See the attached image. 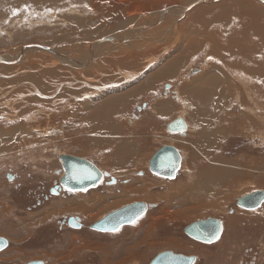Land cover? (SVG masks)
I'll use <instances>...</instances> for the list:
<instances>
[{"label": "rangeland", "instance_id": "374dc122", "mask_svg": "<svg viewBox=\"0 0 264 264\" xmlns=\"http://www.w3.org/2000/svg\"><path fill=\"white\" fill-rule=\"evenodd\" d=\"M94 1L99 2V6ZM194 1L196 0H0V54L4 53L3 57L9 58L27 45L40 44L64 52L70 61L77 64L76 67L67 65V61L56 58L51 52L33 48L23 59H18V63H0V202L13 204L0 205V234L6 235L11 241L6 249L10 256L7 261L31 257L37 259L34 256L45 255L50 262L55 259L53 255L50 256L53 252H61L63 255L69 251L77 253L87 247L102 246L103 241L107 251L119 249L132 255L134 250L139 252L136 260L129 258L127 261L124 258L125 252L121 253L123 258L116 264H146L151 253L156 254L165 249L198 254L195 264H229L226 262L231 256H236L238 261L230 264H248L252 256H258L257 264H264V201L254 209L237 205L238 198L264 189V123H260L257 113L248 111L247 106L243 109L241 107L243 97L250 92L245 90L246 94H236L233 91L234 85L226 92L223 84L218 86L219 93L214 91L215 87L212 89V85L208 91L205 79L208 75L203 73L208 67L210 56L213 59L209 60L211 68H221V74L218 72V75L225 74L227 83L230 73L214 61L218 58L226 60L225 43L229 35L226 32L223 35L221 29H226V19L229 16V19L234 17L230 34L232 36L233 33L235 45L241 46L238 39H241L242 33L241 28L236 25V14H239L235 10L236 5L241 9V3L250 1L264 8V3L258 0H202L181 16L182 11L176 5H189ZM173 5L176 7H170ZM164 9L168 14L163 20L153 28L148 27L142 32L134 33L133 36L138 37L137 39L113 45H108L107 41L98 42L103 38L126 36L135 26L153 22ZM131 35L132 33H128L127 37ZM205 36L212 37L215 44L207 42ZM94 42L98 46L94 45L96 49L93 54L91 47H94ZM183 43L191 48L187 51H192L193 55L181 82L185 85L191 82L189 87L196 89L197 95V88L200 86L192 84L201 83L205 79V83H202L204 91H201L202 98L205 99L199 98L203 104L202 109L209 105L211 112L219 111L216 119L209 122L212 124L208 123L210 129L204 124V120L195 119L194 107H185L182 101L178 115L183 114L180 116L185 117L193 114L195 124H191L183 135L166 130L164 123L160 125V130L149 125L136 131L130 124L131 117H144L143 114L147 111L145 105L137 108L133 106L125 113L114 107L107 108L110 97L134 86L150 69L172 55L182 53L184 50L181 47H185ZM92 54L97 56L95 60H92ZM250 57V65L256 69L257 62L251 61ZM88 58L90 61L87 65L78 66L82 65L84 59L88 61ZM251 67L247 66L249 70ZM251 69L254 70L253 67ZM14 72L17 75L13 76ZM124 73L131 76L127 78L128 75L125 76ZM251 74L254 75L253 72ZM61 77L63 78L57 81ZM50 81L53 85L49 84ZM239 82L242 81L236 78V83ZM227 87H230V83ZM209 92L214 95L215 106L218 100H222L221 104L226 106H217L215 109V106L210 105L212 101L210 95H207ZM228 92H232L230 96L233 98L225 101V96L221 95H227ZM253 95V98H258L257 93ZM177 96L179 100H184L183 96ZM263 101L264 98L255 101L248 98L247 104L251 109L258 110L259 103L264 110L261 104ZM242 110L247 112L248 120L250 119L248 124H245L244 115L240 116ZM141 112L143 114H139ZM101 119L107 120L115 133L104 128L97 131L101 127ZM219 120L222 125L217 124ZM222 127L224 128L221 129ZM205 134L213 137L219 134L216 139L218 142L213 144L214 148L217 146L219 155L214 154L215 159L223 161L217 164L219 170L216 173L212 165H209V179L214 184L210 191L199 190L201 185L198 183V175L203 174L204 165L198 164L196 169V161L205 159L200 149L203 146L210 148V142L205 143L206 139L204 140L209 136ZM222 137L224 138L221 139ZM174 138L186 143L177 139L178 143ZM113 139H118L116 148L110 143ZM164 145H173L183 154V162L174 179L158 175L148 167L154 153ZM137 146L141 149L138 150ZM124 147L131 154L128 159L120 161L110 157L112 148L116 154L122 153ZM62 152L88 158L114 180H105L86 190L69 193H57L54 190V194H50L49 189L58 178L56 176L61 166L58 155ZM191 168L197 170V174L191 172ZM187 178L193 181L183 184V179ZM208 183L204 182L205 185ZM140 188L141 192L137 194L136 190ZM196 193H202L203 198L208 195L210 197L206 200L195 198ZM44 198L48 199V205L37 211L33 210L35 212L30 211L33 205L20 203L34 204ZM135 201H146L150 208L131 225H123L114 234H105L106 239L101 241L99 234L91 228L87 236L83 231L75 229L62 235L64 238L57 236L59 244L54 249L47 246L54 239L41 242L43 240L33 238L34 229L38 225L48 222V226L52 225L54 228L58 217L79 214L87 221H93ZM209 216L224 221L222 237L212 244L194 242L187 236L184 227ZM133 226L139 230L138 236L132 235ZM57 235H60L58 229ZM119 238L123 240L118 242ZM127 239L129 240L125 241ZM112 242L117 247L109 246ZM41 248L47 251H41ZM94 251L97 252V249H90V253ZM92 259L90 254L87 263Z\"/></svg>", "mask_w": 264, "mask_h": 264}, {"label": "crops", "instance_id": "0c3cea01", "mask_svg": "<svg viewBox=\"0 0 264 264\" xmlns=\"http://www.w3.org/2000/svg\"><path fill=\"white\" fill-rule=\"evenodd\" d=\"M94 2L96 4H98V6H99V4H100L99 2H97V1H94ZM227 9H228V7H227ZM235 10L239 12V14H236V17H237L236 18V21H237L236 25L239 28H241V33H242L243 38L241 37V39H240L241 42L238 39L239 44L241 46L235 45L236 41L232 38L233 33H232V36L230 34V32H231L230 27H231V23H232V25L234 23V19H233L234 17L229 19V17H230L229 16L227 18L229 20L227 21V19H226V29H223V30L221 29V31H223V35L225 34V32L227 33V35H229L227 42L225 43V47L227 50L226 60H227V62L231 63L232 65L230 67L229 63H226L225 61H223V58H220L222 60L220 62L218 60L217 61L214 60V61L219 62V64H221V66L224 67V71L230 73L231 79L235 78V77L233 78L234 75L238 76L241 73L242 76H239V78L241 77L243 80H247L248 85L245 84V89L248 88L246 90L250 91L251 97H253L254 96L253 94H255L257 92L258 98H264V81L260 80L261 79L260 76H262V75L264 76V70H263L264 68H262V66L264 65V8H261L256 3H252L249 1L247 3H244V2L241 3V9H239L236 5ZM227 12H229V10H227ZM239 20L241 22L240 25H239ZM218 33H220V31ZM237 35H238V31H237ZM219 36H221V35L219 34ZM230 39H231V41H230ZM183 46H185V44ZM237 46H239V47H237ZM181 49L184 50L182 53L172 55L170 58H168L164 62H162V63L158 64L157 66H155L154 68L150 69L143 78H141L139 81L137 80L138 82L134 86L130 87L129 89H126L121 94L116 95L117 97L116 96H114L113 98L110 97L111 99L109 101V104L107 103L108 104L107 108L114 107V108H117L115 110L121 109V111L123 113H125L128 110H130L133 106L137 108L140 105H145L144 107L147 108V111H145L144 114H143V112L139 113V114H143L145 116L142 118L140 116L137 117V115L131 117V119H132V121H130L131 126H133L136 131L140 127L141 128H144V127L147 128L149 125L150 126L153 125L154 128H157L158 130H160L161 129L160 125L162 123H164V126L167 130V124L170 121H172L173 119L177 118L180 115H183V114L178 115V112H179L181 106L184 105L186 107V106L192 105L194 107L195 119L200 118L201 120H204V124H206L208 127V123L210 121L213 122L216 119L218 112L216 110H212V112H211L209 105L206 106L203 110H202V107H198V106H201V105H199L200 104L199 98H200V93L203 89L202 83H205V79L201 83L195 82L192 84L193 86H198V85L200 86L197 88L198 89L197 95H196V89L193 90L191 87L188 88L190 86L188 83H187V85H185L184 83L181 82V78H183V75L187 71L189 61L192 57L191 55H193V54H191L192 51H189V50H191V48H187L185 46V47H181ZM187 49H189V50L187 51ZM248 55L254 56L257 58V60H256L257 63L255 65L258 67L255 69V67L252 66L254 70H251V68L249 70L247 68V66L251 67L250 62H249V58L247 57ZM244 57L246 58V60L244 59ZM240 58H242V59L240 60ZM209 60H213V59L209 56L208 64H207L208 67L204 70L203 73H205L207 71H211L213 74L219 76L218 72L220 73L222 69H219V67H215V66H213V68H211L212 65L209 63ZM89 61H90V59L86 62V65L89 63ZM235 61H237V62H235ZM238 62H240V63H238ZM248 62H249V64H248ZM244 64L247 66H245ZM251 72H253L254 75H252ZM137 74H139V73H137ZM137 74L135 75L136 78L138 76ZM15 75H17V72H14L13 76H15ZM256 75L258 76V79H257ZM128 76H131V75H128ZM62 78L63 77L58 78L57 81L62 79ZM194 78H196V77H194ZM252 79L257 80V82H258L257 86L252 85V83L254 82V81H251ZM34 84H35V82H34ZM49 84L53 85V82L50 81ZM190 84H191V82H190ZM35 86L38 87L37 84H35ZM209 94H210V98H212L211 99L212 103L210 105L215 106L213 104L214 103L213 102L214 101V95H212L211 92H209ZM177 95H181V96L185 97V100H179V96H177ZM216 97L217 96H215V99H216ZM116 101L119 102V104ZM181 101L184 104L181 105L180 104ZM261 104H263V107H264V101L261 102ZM260 108H258V113L260 115L264 116V110L262 111ZM215 109H217V106H215ZM107 111L109 112L111 110H107ZM193 117H194V115L191 113L188 116L183 117L184 120L186 119L185 122L187 124V128L184 132H180V131L178 132L177 131V132H172V133H179L180 135L186 134L185 132H187V130H189V128L191 127V124L195 125L193 120H192ZM115 118L116 117H114V119ZM190 120H192V121H190ZM212 122L209 124H212ZM218 124L222 125L220 122H218ZM224 127H222L221 129H223ZM208 129H210V128L208 127ZM247 129H249V128H247ZM200 131L202 132V128ZM109 132H111V131H109ZM218 135L215 137H218ZM215 137H212V136L208 137V138H210V139H208L209 142L212 144H215V142H218L215 140V139H217ZM223 138L224 137H222L221 139H223ZM97 139H99V138H97ZM177 139L178 138H174L175 141H177ZM199 140L202 142L201 139H199ZM100 141L101 140L99 139V142ZM178 141L181 142L182 140L178 139ZM117 142H118V139H113L110 142L113 144V148H116ZM184 143H186V142L184 141L183 144ZM183 144H181V145L183 146ZM110 146H111V144H110ZM185 146H186V144H185ZM98 147H102V146H98ZM126 147H124L125 150L122 151L123 154L119 153V152H116V154H115V151L112 150L113 149L112 148L110 150V152H111L110 155L111 154L116 155V157L120 161L125 160V158L128 159V157L131 154H130L129 150H126ZM138 147L139 146H137V148ZM213 148H214V146H213ZM140 149L141 148H138V150H140ZM90 150L91 149H89V151ZM93 150H96V149H93ZM200 150H202V148ZM214 150H217V147L214 148ZM102 151H105V150H102ZM118 151H120V150H118ZM215 152H217V151H215ZM181 155H182V159H183L182 152H181ZM207 157L212 158V156L210 154H208ZM211 161L212 160L205 158L202 160H197L196 162H198V163H210ZM122 162H124V161H122ZM182 162H183V160L181 161V163ZM212 167L216 173L217 169H216L215 165H212ZM184 173H186V172H184ZM184 184H188V183L184 182ZM140 192H141V190L138 191L137 194ZM130 228H132V227H130ZM133 230H134V233L132 235L138 236L139 230H137L135 226H133ZM122 240H121V238H119V242H121ZM128 240L129 239H127L125 241H128ZM120 251H123V250H120Z\"/></svg>", "mask_w": 264, "mask_h": 264}, {"label": "water", "instance_id": "95a60500", "mask_svg": "<svg viewBox=\"0 0 264 264\" xmlns=\"http://www.w3.org/2000/svg\"><path fill=\"white\" fill-rule=\"evenodd\" d=\"M199 0L192 4L183 6V14L190 9L194 4L201 2ZM264 3V0H258ZM180 5V4H179ZM176 5V6H179ZM175 5L170 7H176ZM181 15V16H182ZM140 26H135L133 31ZM143 28L151 27V24L141 25ZM140 27V28H141ZM153 27V26H152ZM135 32V31H134ZM134 32L127 38H103L98 42H109V44L125 43L137 39L134 37ZM29 48L43 49L56 53L53 47L32 44L27 45L23 48L20 57L24 56L25 52ZM6 54V53H5ZM0 54V63H5V57ZM56 55H58L56 53ZM59 56V55H58ZM21 57V58H22ZM97 56L93 55L92 60H95ZM68 60H71L68 57ZM17 60L15 63H18ZM67 64V63H65ZM70 65V64H67ZM75 66L76 65H71ZM84 66V64L82 65ZM187 128V124L182 116H178L167 124V130L171 132H184ZM63 167V173L59 178L62 186L68 191L75 190H86L91 187H96L103 181L104 177L109 175L106 171L97 166L93 161L86 157L74 155L71 153H60L58 155ZM181 154L177 147L173 145H164L159 148L148 163L149 169L161 176L169 179L176 178L180 165H181ZM264 201V190L254 191L248 193L237 199V205L248 209H254L261 205ZM149 204L146 201H135L126 205H123L113 211L106 213L102 218L90 224V228L97 231H116L123 225H128L142 217L149 209ZM72 221V220H70ZM184 231L190 237L205 243H212L216 241L223 232V221L216 217H207L204 219L190 222L184 227ZM8 245V240L0 238V249L5 248ZM194 255H185L182 253H175L172 250H165L160 252L150 264H193L195 262ZM39 261H30L27 264H41Z\"/></svg>", "mask_w": 264, "mask_h": 264}, {"label": "flooded vegetation", "instance_id": "af4514ba", "mask_svg": "<svg viewBox=\"0 0 264 264\" xmlns=\"http://www.w3.org/2000/svg\"><path fill=\"white\" fill-rule=\"evenodd\" d=\"M61 172H63L62 164L58 168V172H57L58 174L56 176L58 178H56L54 186L51 189H49V191H50L49 193L50 194H54V192H53L54 190L57 193H63V192L64 193H69V191L67 189H65L62 186V184L60 183V181H59V176H60ZM105 180L106 181L107 180L113 181L114 178L110 177L109 175H107V176L104 177L103 181H101L99 184H101ZM47 202H48V199L44 198V200H38L34 204H30V203H27V202H23V203L20 202V203H21V205H33L32 209H30V211H33V210L37 211V209H41L44 206L48 205ZM7 204L8 205H13L10 202H8V203L0 202V205H7ZM18 205H20V204H18ZM149 208H150V206H149ZM35 211H33V212H35ZM33 212H30V213H33ZM70 220H72V221H70ZM97 220H99V219H97ZM97 220L87 221L84 216L79 215V214L64 215L62 217L56 218V220H55L56 221V225H55L56 227H54V228L51 227L52 225L48 226L49 225L48 222L38 225L34 229L35 234H34L33 238H36L38 240H43L41 242H44L46 240H51V239L56 240V241L53 240V242L50 245H48L49 242L47 243L48 247L51 246V249H54L59 244L58 243V239H56L57 236H59V238H64L65 236H62V235H67L68 233H70V229L83 231L84 234L87 236V232L90 229V224L95 222V221H97ZM223 223H224V221H223ZM131 224H128L127 226H129ZM55 228H57L60 231V235H57V229H55ZM118 230H116V231H118ZM92 231H95L96 234H99V237H101V239L99 241H101L103 238L106 239L105 238V234H107V233L114 234V232H116V231H113V232H110V231H97V230H94V229H92ZM223 232H224V224H223ZM223 232H222L221 236L216 241H214L212 243L217 242L222 237ZM84 234H83V236H85ZM120 235H122V234H120ZM109 236H111V235H109ZM114 236L115 235H113V237ZM187 236L190 237L189 235H187ZM0 238H5V239L8 240V245L5 248L0 249V264H27L30 261H39V262H42L41 264H49V263L50 264H116L119 261H121V259L123 258V257H121V253L125 252V251H120L119 249H116L114 251H110V250L107 251L105 249L106 248L105 243L103 241H101L102 246H99V247H96V248L92 247L94 249H97V252L94 251V253H90V249H92V248L91 247H87L86 249L80 250L77 253H73L72 251H69L65 255H63L61 252H55V253L53 252L50 256L53 255L55 257V259L54 258H53V260L51 259L50 262H49V259H47V257L45 255L44 256L43 255L34 256V257H38L37 259H32L33 257H31V258H26V259L23 258V259H20V260L15 259L13 261H7V260H9L10 256L7 255L8 252H6V249H8V246H9L11 241L6 235L0 234ZM190 238L196 243L201 242V241H198V240H196V239H194L192 237H190ZM114 242H112V244H110L109 246H113L114 247L115 246ZM115 243H117V241ZM201 243H205V242H201ZM212 243H205V244H212ZM118 245H119V243H118ZM42 247H45V246H42ZM115 247H117V246H115ZM165 250H162V251H165ZM167 250H172V249H167ZM41 251H47V250H45L44 248H41ZM82 251H84L85 253L81 254ZM162 251H160V252H162ZM172 251H174L175 253H182V254H185V255H194L196 257L195 258V262H197V260L199 258L198 254H197L198 255L197 256L196 254H188V253H183V252L176 251V250H172ZM134 252H135L134 255H132L131 253L128 254L127 251H126L125 252L126 256H124L125 261H127L129 258H133L132 260H134V259L136 260V256H139V252H137V250L136 251L134 250ZM160 252H157L156 254L155 253H151V255L146 260V264H150L152 262V260ZM248 252H250V251H248ZM90 254H91V256H93V259H92V261L90 263L89 262L87 263L88 256ZM39 257H41V258H39ZM235 257L236 256L229 257V259H227L228 261L226 263L230 264V263L237 262L238 260ZM29 259H31V260H29ZM149 260H150V262H149ZM195 262H194V264H195ZM257 262H258V256H252L251 259L249 260L248 264H257Z\"/></svg>", "mask_w": 264, "mask_h": 264}, {"label": "bare ground", "instance_id": "6f19581e", "mask_svg": "<svg viewBox=\"0 0 264 264\" xmlns=\"http://www.w3.org/2000/svg\"><path fill=\"white\" fill-rule=\"evenodd\" d=\"M32 1V0H31ZM197 1H199V0H196V1H194V2H197ZM13 2V1H12ZM19 2H22V1H19ZM11 3V2H10ZM18 4V3H17ZM23 4V3H22ZM186 4V3H185ZM184 3H181L180 5H179V7H180V9H181V11H182V13H181V15L183 14V6H186ZM198 4V3H197ZM16 5V4H15ZM35 5H36V3H35ZM26 6V5H25ZM24 6V7H25ZM31 6V5H30ZM179 11V10H178ZM187 12V11H186ZM185 12V13H186ZM168 13H166V10L164 9L163 11H162V13H161V15L157 18V19H155L153 22H150V23H146V24H151V27H149V28H153V27H155V26H157L162 20H163V18L167 15ZM183 16V15H182ZM141 25H143V24H141ZM141 25H140V27H141ZM188 25V24H187ZM153 26V27H152ZM137 28L136 30H134L133 31V28L128 32V33H132V32H134V33H137V32H139V31H141L142 32V30H146L147 28H143V27H141V28ZM206 27V26H205ZM199 28H201V27H199ZM204 29V28H203ZM201 30V29H200ZM140 32V33H141ZM128 33L126 34V36L125 35H121L120 37L121 38H127V36H128ZM217 33V32H216ZM213 34V33H212ZM208 35V34H207ZM197 36V35H196ZM112 38H119V36L117 37V36H113ZM205 39H206V41L207 42H213L214 43V41H212V37H206L205 36ZM215 39V38H214ZM178 40V39H177ZM178 42V41H177ZM96 43L97 42H95L94 44H93V46L95 45V46H98V45H96ZM100 43V42H99ZM184 44V43H183ZM193 44V43H192ZM215 44V43H214ZM101 45H103L102 43H101ZM108 45H109V43H108ZM173 45V43L170 45V46H172ZM206 45H208V44H206ZM217 45H219V44H217ZM95 46L94 47H91V51H92V53L94 54V50L96 49L95 48ZM176 46V45H175ZM218 47V46H217ZM104 48V47H103ZM178 48H179V46H178ZM32 48H29V49H27V51L25 52V54L28 52V51H30ZM33 49H36V48H33ZM255 50V49H254ZM23 51V49L22 50H20L19 52H17V53H15L14 55H12L11 57H9V58H4L5 59V63H14V62H16L18 59H20L21 60V57H20V55H21V52ZM257 51V50H256ZM55 52L59 55H56V53H54V54H52V55H54L56 58H58V59H63L64 61H67L70 65H76L77 66V64L76 63H74V62H72V61H70V60H68V57H67V55H65V53L64 52H62V51H60V50H58V49H55ZM260 53V52H259ZM11 54V53H10ZM24 54V55H25ZM93 54H92V57H93ZM224 54V53H223ZM258 54V53H257ZM246 55V54H245ZM249 56L250 55H248L247 57L249 58ZM24 57V56H23ZM23 57H22V59H23ZM205 58V57H204ZM251 58V61H256L257 60V58L256 57H254V56H251L250 57ZM263 58V57H262ZM89 59V58H88ZM242 58H240V60H241ZM244 59L246 60V58L244 57ZM86 59H84V62L82 63V65L84 64H86V62H87V60L85 61ZM219 62L220 61H222L220 58H218L217 59ZM216 60V61H217ZM248 60V59H247ZM223 61H225L226 63H227V61L226 60H223ZM33 62V61H32ZM208 62V61H207ZM218 62V63H219ZM214 64V63H213ZM81 64H78V66H82ZM223 67V66H222ZM231 67V66H230ZM252 68V67H251ZM262 68H264V65L262 66ZM221 69V68H220ZM238 69V68H237ZM236 69V70H237ZM223 70H224V68H223ZM235 70V69H234ZM240 70V69H239ZM252 70V69H251ZM264 70V69H263ZM88 71V70H87ZM238 71V70H237ZM204 72V71H203ZM224 72V71H223ZM207 73V75L208 76H206L205 77V79H206V81H207V85H208V88H207V90L208 91H210V89L212 88V86H213V88L212 89H214V87H215V90L214 91H217L218 93H219V88L220 87H218L219 85H221V84H223V86H224V89L226 88V92H227V90H229L230 91V89H232V85H234L233 86V88H235V90H233L234 92H236V94H237V92L238 93H240V92H245V90L246 89H248V88H246L245 89V83L247 82V80H243L241 77L239 78V75H241V73L238 75V76H235L234 74V76H233V78L235 79V80H233V79H230L229 77V80L227 81V83L225 82L226 81V77L223 75H221V76H217V75H215V74H213L211 71H207L206 72ZM234 73V72H233ZM14 74V73H13ZM12 74V75H13ZM19 74V73H18ZM221 74V73H220ZM128 75H130V74H128ZM126 76V75H125ZM229 76V75H228ZM242 76V75H241ZM257 76V75H256ZM127 78L129 77V76H126ZM223 78H225V79H223ZM236 78H238L239 79V81H242V82H239V83H236ZM254 78V77H253ZM260 80L261 81H264V76L262 75V76H260ZM218 79H219V81H218ZM257 79H258V76H257ZM259 80V81H260ZM191 81V80H190ZM231 81V82H230ZM235 81V83H233ZM251 81H254L253 83H252V85H254V86H257L258 85V82H257V80L256 79H252ZM229 83H230V87H227V84H228V86H229ZM250 83V82H249ZM190 84V83H189ZM247 85H248V83H246ZM251 84V83H250ZM113 85H115V84H111V86H113ZM212 85V86H211ZM243 85V86H242ZM110 86V87H111ZM190 86H191V84H190ZM203 86V85H202ZM251 86V85H250ZM262 86V85H261ZM188 87V86H187ZM249 87V86H248ZM252 87V86H251ZM57 88V87H56ZM100 88V87H99ZM188 88H190V87H188ZM223 88V87H222ZM221 88V89H222ZM185 89V88H184ZM193 89V88H192ZM223 89V90H224ZM113 90V89H112ZM97 91V90H96ZM116 91V90H115ZM204 91V88L202 89V92ZM248 91V90H247ZM91 92V91H90ZM220 92H223V91H220ZM248 92H250V91H248ZM38 93V92H37ZM216 93V92H215ZM225 93V92H224ZM232 92H228L227 93V95H221V96H225L223 99L226 101V99H227V101H229V99L230 98H233V97H231L230 96V94H231ZM247 92H245V94H246ZM257 93V92H256ZM200 94H202V95H200V97L202 98V96H203V93H200ZM235 94V93H234ZM242 94V93H241ZM250 94V93H249ZM249 94H246V96H244V94H243V103H241V104H243V105H241V107H242V109L244 108V107H246L247 106V108L249 109L248 111H253V113H257V117H258V120H259V122L261 123V122H264V116L263 115H260L259 113H258V110L256 109V110H254V109H251L250 108V106L247 104V101H248V98H250V99H252L253 101H255L256 99H258V98H253V97H251V96H249ZM258 94V93H257ZM207 95H210V94H207ZM217 95V94H216ZM219 95V94H218ZM235 96H238V95H235ZM234 96V97H235ZM263 96V95H262ZM207 97V96H206ZM240 98V97H239ZM203 99V98H202ZM205 99V98H204ZM203 99V100H204ZM208 99V98H207ZM212 99V98H211ZM219 99H220V96H219ZM184 100H185V97H184ZM215 100H217V98L215 99ZM231 100V99H230ZM240 100V99H239ZM221 101L222 100H218L217 101V106L218 107H225L226 105H223V103L221 104ZM262 101V100H261ZM190 102V101H189ZM236 102V101H235ZM200 103V102H199ZM192 104V103H191ZM5 105V104H4ZM14 105V104H13ZM199 105H201V106H198V107H202L203 106V104H199ZM206 106V105H205ZM260 105H259V103H258V108H260L259 107ZM204 109V108H203ZM202 109V110H203ZM221 109V108H220ZM261 110H263L262 108H260ZM189 110V109H188ZM196 110V109H195ZM201 110V109H200ZM219 112V111H218ZM244 115V117L246 118V123L245 124H248L249 123V120H248V116H247V112H246V110H242V113L240 112V116L241 115ZM219 115V114H218ZM216 116V115H215ZM214 116V117H215ZM221 117V116H220ZM197 119V118H196ZM34 120V119H33ZM226 120V119H225ZM229 120V119H228ZM35 121V120H34ZM105 121V122H104ZM103 121V119H101L100 121H99V124H101V127H98L97 128V131H100V129L102 130L103 128L104 129H106L107 131H111V132H113L114 131V128L113 127H110L108 124H107V120H104ZM108 121L110 122V119H108ZM219 122H220V120H219ZM222 122V121H221ZM217 124H218V122H217ZM219 125V124H218ZM242 127V126H241ZM217 129V128H216ZM204 130V129H203ZM205 131V130H204ZM97 133V132H96ZM114 133V132H113ZM204 133V132H203ZM202 133V134H203ZM204 135V134H203ZM205 135H207V134H205ZM207 136H209V135H207ZM205 137V136H204ZM209 137H211V136H209ZM213 137V136H212ZM215 138H217V137H215ZM206 139V142L205 143H209V140L208 139H210V138H208V137H206V138H204V140ZM213 140V139H212ZM216 140V139H215ZM214 140V141H215ZM217 141V140H216ZM217 142H215V144H216ZM203 144H204V142H203ZM212 143H209V146H210V148L207 146V147H202V150L200 151V153H202L204 156L203 157H205L206 159H210V160H212L210 163H198V162H196V169H197V167H198V164L200 165H204V172H203V174H200V175H198V177H200L199 179V182L198 183H200V188H199V190L200 191H210L212 188V186L214 185L213 184V182H211V180L209 179V176L211 175V173H208V171H209V165H215V167H216V169H217V172H218V170H219V168H218V166H217V164H220L221 162H223V161H218L217 159H215V154L218 156L219 155V152H218V154H217V152H215L216 150H214V148L212 147V145H211ZM214 144V145H215ZM217 147V146H216ZM182 148H183V146H182ZM187 152V151H186ZM11 153V152H10ZM215 153V154H214ZM180 154H181V152H180ZM208 154H210L211 156H212V158H209V157H207V155ZM108 156V155H107ZM9 157V156H8ZM110 157H114V158H116V159H118L117 157H116V155H114V154H111L110 155ZM181 157H182V155H181ZM221 157V156H220ZM204 159V158H203ZM222 159V158H221ZM114 160V159H113ZM119 160V159H118ZM183 160V159H182ZM181 160V161H182ZM18 161H19V159H18ZM107 161V160H106ZM115 161V160H114ZM215 162H217V163H215ZM182 164V163H181ZM190 166H192V164H191V162H190ZM115 167V166H114ZM201 167V166H200ZM185 170V169H184ZM223 170H225V168H223ZM253 170V169H252ZM186 171V170H185ZM191 172H196V174H197V170L195 171V169H192L191 168ZM191 172H189V173H191ZM201 172V171H200ZM215 173V172H214ZM119 174V173H118ZM121 174V173H120ZM193 174V173H192ZM248 174V173H247ZM198 179V178H197ZM144 181V180H143ZM183 181L184 182H191V181H193V179H183ZM205 181H207V182H209L208 184H204V182ZM222 181V180H221ZM239 182V181H238ZM193 183H195L196 184V182L194 181ZM193 183H192V185H193ZM218 183H219V180H217V182H216V185H218ZM184 184V183H183ZM197 185V184H196ZM223 185V184H222ZM194 186V185H193ZM131 187V186H130ZM187 187H188V185H187ZM237 187V186H236ZM133 188V187H132ZM205 188H208V189H205ZM141 190V188L140 189H137L136 190V192H138V191H140ZM264 190V189H263ZM133 191H135V190H133ZM133 191H131V192H133ZM126 192V191H125ZM197 194V193H196ZM202 194V193H201ZM201 194H197V196L195 197V198H201V199H205L206 200V198L207 197H210V195H208V196H206L205 198H203L202 197V195ZM186 196V195H185ZM189 198V197H188ZM102 199V198H101ZM185 200H186V198H185ZM189 202V201H188ZM181 203V202H180ZM172 204V203H171ZM177 204V203H176ZM189 204V203H188ZM262 204V203H261ZM183 205V204H182ZM171 219V218H170ZM224 226H225V223H224ZM225 228V227H224ZM149 235V234H148ZM170 240V239H169ZM169 242V241H168ZM170 242H172V241H170Z\"/></svg>", "mask_w": 264, "mask_h": 264}, {"label": "snow or ice", "instance_id": "6c2138e0", "mask_svg": "<svg viewBox=\"0 0 264 264\" xmlns=\"http://www.w3.org/2000/svg\"><path fill=\"white\" fill-rule=\"evenodd\" d=\"M133 222H135V221H133Z\"/></svg>", "mask_w": 264, "mask_h": 264}]
</instances>
